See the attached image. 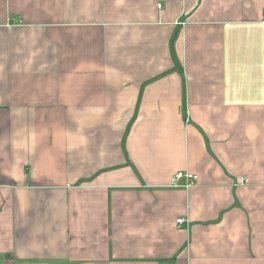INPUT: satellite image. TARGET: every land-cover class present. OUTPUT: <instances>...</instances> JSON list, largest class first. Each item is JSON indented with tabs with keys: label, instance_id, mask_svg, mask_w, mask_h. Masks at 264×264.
<instances>
[{
	"label": "crops",
	"instance_id": "0c3cea01",
	"mask_svg": "<svg viewBox=\"0 0 264 264\" xmlns=\"http://www.w3.org/2000/svg\"><path fill=\"white\" fill-rule=\"evenodd\" d=\"M263 9L0 0V264H264Z\"/></svg>",
	"mask_w": 264,
	"mask_h": 264
},
{
	"label": "built area",
	"instance_id": "2783aa9c",
	"mask_svg": "<svg viewBox=\"0 0 264 264\" xmlns=\"http://www.w3.org/2000/svg\"><path fill=\"white\" fill-rule=\"evenodd\" d=\"M262 14L264 16V9L262 11ZM196 180L197 177L194 174L189 173L187 171H178L171 177L169 187L189 188L195 183ZM183 221V218H179L176 220V223L181 224Z\"/></svg>",
	"mask_w": 264,
	"mask_h": 264
}]
</instances>
